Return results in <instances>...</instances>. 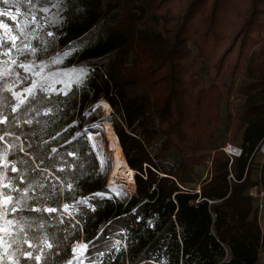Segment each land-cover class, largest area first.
Here are the masks:
<instances>
[{
  "label": "trees",
  "instance_id": "trees-1",
  "mask_svg": "<svg viewBox=\"0 0 264 264\" xmlns=\"http://www.w3.org/2000/svg\"><path fill=\"white\" fill-rule=\"evenodd\" d=\"M165 1L44 5L52 11L38 17L44 27L36 34L46 51L0 55V63L9 61L7 67L12 59L38 65L56 57L61 62L49 64L44 75L60 73L57 89L71 85L68 95L38 98L26 113L13 114L8 105L14 101L4 92L0 109L9 119L17 117L15 126L0 125L7 129L0 142L2 163L11 161L30 178L36 166L45 169L36 177L44 187L34 188L36 199L25 203L59 210L51 216L22 215L33 228L44 222L41 215L55 228L57 264L72 258L71 246L80 241L89 245L87 264H264V198L260 203L250 195L253 187L264 191V159L255 161L264 143V57L257 50L263 42L264 0H190L178 11L161 12ZM54 18L59 26L48 23ZM18 22L27 23V15ZM28 41L35 43L32 34L17 44ZM194 50L211 76L208 85L195 70ZM7 51L0 48V53ZM80 70L84 81L76 85ZM243 71L236 88L233 78ZM225 74L232 77L230 84L223 82ZM37 79L17 80L16 90L22 92ZM236 93L243 97L237 111L230 101ZM102 99L112 113L95 116ZM223 107L227 141L217 136ZM48 109L52 114L44 115ZM99 122L105 141L108 131L109 142L115 134L136 172L131 196L121 197L106 185L88 138L101 131ZM227 144L240 148V154H227ZM15 176L5 168L0 187ZM5 199L0 193V204ZM82 199L88 203L70 209L71 216L62 214L64 204ZM23 228L4 224L11 235L0 231V264H23L25 251L39 254L29 248Z\"/></svg>",
  "mask_w": 264,
  "mask_h": 264
},
{
  "label": "snow or ice",
  "instance_id": "snow-or-ice-1",
  "mask_svg": "<svg viewBox=\"0 0 264 264\" xmlns=\"http://www.w3.org/2000/svg\"><path fill=\"white\" fill-rule=\"evenodd\" d=\"M65 3V0H0V4L15 6L17 9V15L24 17L27 15V23H19L17 21L16 15H11L7 10L0 9V30H4L3 34H0V48H8L9 51L0 53L2 56H10L13 51L17 56L25 55H36L39 51H46V48H41V39L40 36L36 34L39 31V28H43L44 25L38 19L43 13L51 12L52 8L44 7V5L51 4L53 7L59 9L61 5ZM26 6V7H25ZM24 7V11L21 12L20 8ZM11 17L9 22H5L2 18ZM47 20V17H44ZM16 22V23H12ZM49 24H57L59 26V20L54 18L53 20L48 21ZM35 30V31H34ZM14 31L15 34H11ZM32 34V40L19 46L17 44V39L24 40L25 37ZM47 36L51 37L54 34L52 32H47ZM47 45V41L43 42ZM59 55H67V53H62ZM60 59L53 57L48 61L40 60L39 64H24L19 63L18 60L12 59L10 61L12 67H7L9 61L4 60L0 63V109H3L5 106L3 101L6 99L3 96L4 92L10 93V99L14 101V105H8L13 114L20 112H28L33 109V104H35L39 99H51L52 95H68L71 90V85L68 84L64 88L57 89L54 85L56 83H62L56 79L60 74L57 72H51L47 75H44L45 69L49 64H58ZM17 69H22L27 75L22 76ZM35 75L39 79L31 82L30 86L24 88L23 91L16 90V81L21 79H28L29 76ZM67 75V74H65ZM85 73L83 70H80L75 76V84L80 85L84 81ZM11 81V82H10ZM7 85V87H5ZM52 109H48L44 115H51ZM0 125L11 124L15 126L17 117L14 115L9 119L7 116H3L2 111H0ZM27 124H32V120L25 121ZM7 132L6 128H0V142L4 141ZM18 137H14V140ZM71 143V142H69ZM4 147L3 143H0V150ZM13 147L12 160H16V150L15 144L11 145ZM31 148V145H28ZM95 147V145H94ZM19 151H24L23 148H20ZM53 153L57 152V149L53 148L51 150ZM73 155V153H69ZM4 156L0 152V178H3L5 168H8L9 172L16 173V176L11 178L10 183L0 187V193H2L6 199L2 204H0V231H4L5 235H11L4 229V224H8L11 228L17 229L21 224L24 225L23 231L27 233L25 236V241L30 242L29 248L35 249L38 255H35L31 251H25V258L23 264H57L56 257L59 255L57 249H59L60 244L56 240L55 228L50 226L47 222V218L41 215L38 219L44 221L43 223L36 224L35 228L32 227V224L28 223L27 219L22 215L25 212H35V213H44L47 212L50 216L51 214L58 212V207H31L28 206L25 201L35 200L36 197L32 196L34 188L40 187L43 188L44 185L36 180V177L45 174V169L40 166H36L32 169L34 173L31 178L23 172L22 169L17 168L10 161L7 165L3 164L2 161ZM21 164L26 163L23 159L19 161ZM60 171H64L63 168ZM35 181V183H33ZM69 190L73 189V185L69 184ZM9 191L11 195H8ZM96 195H101L97 193ZM52 194H49L51 198ZM87 199H82L76 202V205H63V215L71 216L72 213L70 209L75 208L77 205L87 204ZM19 205V207H17ZM58 222L62 223L63 221L59 218ZM52 227V230L49 231V228ZM89 245H77L72 249L73 252H76L77 255L74 259L80 264L85 257V252L87 251ZM77 248L79 251H77ZM119 251V248H116ZM3 259V257H0ZM13 264H18L16 260H13ZM64 264H72L71 261H65Z\"/></svg>",
  "mask_w": 264,
  "mask_h": 264
},
{
  "label": "rangeland",
  "instance_id": "rangeland-1",
  "mask_svg": "<svg viewBox=\"0 0 264 264\" xmlns=\"http://www.w3.org/2000/svg\"><path fill=\"white\" fill-rule=\"evenodd\" d=\"M189 1L187 3H185V2H183L181 0H167V1H165L162 4V6L160 7V10H161V12H166V11H170V10L178 11V10L182 9L184 6H186L189 3ZM0 9L7 10L8 12L11 13V15H16L17 16V21H18L19 15H17V11L16 10L5 9L4 7H1V6H0ZM2 19L5 22H9L11 17L10 16L9 17H4ZM12 23H16V22H12ZM3 32H4V30H0V34H3ZM11 34H15L14 31ZM257 50L260 52L261 56L264 57V32H263V42L260 45L257 46ZM193 55H194V62H195V70H196L197 74L203 76V78L205 80V84L208 85L210 83V81H211V76H210V74L208 73V71L205 68V63H204V61L202 59L196 57L195 50L193 51ZM244 73H245V71H243L241 74H238V75L234 76L233 80H235L236 88L239 86L240 81L243 79ZM231 79H232V77L229 74H225L223 76V78H222L223 82L226 83V84H230ZM242 99H243V97L240 96L239 93H236L234 96H232L230 98V101H232V104L234 106V110L235 111H237ZM98 104H97L96 108L93 111V114L95 116L108 115L109 113H112V108H110V111L107 112V111L103 110V108L100 105H98ZM221 115L222 116H221L220 124H219V127H218L217 136L221 140L227 141L228 140V135L223 130V123H224V120H225L224 107H223V109L221 111ZM116 119L118 120L119 118H116ZM108 125L109 124L106 123L107 129H108ZM88 138H89V140H90V142L92 144V147L94 148V151L96 152V154H97V156H98V158L100 160L101 171L105 175L106 185L111 187V189L117 195H119L121 197H124L125 194L126 195L128 194L125 191L132 192L133 188H130L129 186L127 187V186L123 185L120 181H115L116 183L113 182V181L109 182L110 173H111V170L113 168L112 145H111V137H110V142H109V131L107 132V135H106V141H105V138H104V128H103V126H102L100 132L88 134ZM94 145H95V147H94ZM231 146H233V145H231ZM263 159H264V154H262L260 152L256 153V155H255V161L256 162H261V161H263ZM110 167H111V170H109ZM261 221H263V216H261ZM77 245H79V244H73L71 246V253L73 255L72 257H74L77 254L76 252L72 251V249L74 247H77ZM84 262H85V264H87V262L85 260H84Z\"/></svg>",
  "mask_w": 264,
  "mask_h": 264
},
{
  "label": "bare ground",
  "instance_id": "bare-ground-1",
  "mask_svg": "<svg viewBox=\"0 0 264 264\" xmlns=\"http://www.w3.org/2000/svg\"><path fill=\"white\" fill-rule=\"evenodd\" d=\"M98 105H100L103 108V110H105L107 112L110 111L111 106L109 105V103L107 101L102 99V100L99 101ZM110 137H111V145H112L113 168H112V170L110 168L111 173H110L109 182H111V181H113V182L120 181L123 185H125L127 187L129 186L130 188L134 189V184L132 183V181L130 179V175H129V173L130 174L133 173L134 170L125 161L123 153H122V150H121V147L119 145V142L117 140L116 135L111 133ZM227 148L231 149V150H235V151L238 150V148L235 147V146H230V147H227ZM79 245H83V244L79 243ZM77 251H79L78 248H77ZM74 257L68 259L67 261H71L72 264H78V262L74 259ZM80 264H84L83 260L80 262Z\"/></svg>",
  "mask_w": 264,
  "mask_h": 264
},
{
  "label": "built area",
  "instance_id": "built-area-1",
  "mask_svg": "<svg viewBox=\"0 0 264 264\" xmlns=\"http://www.w3.org/2000/svg\"><path fill=\"white\" fill-rule=\"evenodd\" d=\"M231 145L230 144H227V147H230ZM227 147H225L224 148V150L226 151V153L227 154H229V155H235V156H237V155H239L240 154V152H241V150H240V148H238V150H231V149H228ZM258 152H260V153H262V154H264V143H262L261 145H260V147H259V149H258ZM129 173V172H128ZM135 171L133 172V173H129V175H130V179H131V181H132V183L134 184V189H133V191L132 192H127V191H125L126 193H128L127 195L128 196H131L132 195V193L135 191V180L133 179V177L135 176ZM250 195H252L253 197H255V198H257L258 200H259V202L261 203L262 202V200H263V198H264V191L263 190H261V189H259V188H257V187H253L251 190H250ZM262 206V204H260V207ZM81 243L82 244H86L85 242H83V241H81Z\"/></svg>",
  "mask_w": 264,
  "mask_h": 264
},
{
  "label": "crops",
  "instance_id": "crops-1",
  "mask_svg": "<svg viewBox=\"0 0 264 264\" xmlns=\"http://www.w3.org/2000/svg\"><path fill=\"white\" fill-rule=\"evenodd\" d=\"M181 1H183V2L187 3L189 0H181Z\"/></svg>",
  "mask_w": 264,
  "mask_h": 264
},
{
  "label": "water",
  "instance_id": "water-1",
  "mask_svg": "<svg viewBox=\"0 0 264 264\" xmlns=\"http://www.w3.org/2000/svg\"><path fill=\"white\" fill-rule=\"evenodd\" d=\"M100 123H101V122H99V124H98V125H99V126L102 128V125H101Z\"/></svg>",
  "mask_w": 264,
  "mask_h": 264
},
{
  "label": "clouds",
  "instance_id": "clouds-1",
  "mask_svg": "<svg viewBox=\"0 0 264 264\" xmlns=\"http://www.w3.org/2000/svg\"><path fill=\"white\" fill-rule=\"evenodd\" d=\"M81 242V241H80Z\"/></svg>",
  "mask_w": 264,
  "mask_h": 264
}]
</instances>
